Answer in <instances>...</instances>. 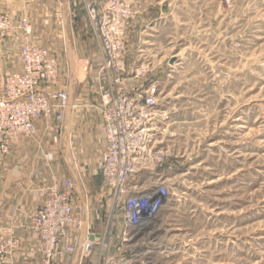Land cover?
Listing matches in <instances>:
<instances>
[{"label": "rangeland", "instance_id": "374dc122", "mask_svg": "<svg viewBox=\"0 0 264 264\" xmlns=\"http://www.w3.org/2000/svg\"><path fill=\"white\" fill-rule=\"evenodd\" d=\"M41 1L0 0V15L22 12L18 19L28 20L36 45ZM81 1L64 4L74 59L71 102L98 146L70 149L67 158L64 118L53 157L63 175L78 174L86 211L78 192L75 210L84 232L86 214L105 229L108 197L96 152L102 140L95 87L105 77L103 58L86 31ZM129 1L134 15L125 26L120 79L128 91L156 86L160 108L169 113L160 143L168 156L136 183L142 191L163 183L168 194L148 224L126 228L127 240L117 219L110 254L130 264H264V0ZM61 3L43 0L48 24L42 38L58 63L57 84L68 90ZM21 42L20 34L0 31V98L9 76L20 71Z\"/></svg>", "mask_w": 264, "mask_h": 264}, {"label": "built area", "instance_id": "2783aa9c", "mask_svg": "<svg viewBox=\"0 0 264 264\" xmlns=\"http://www.w3.org/2000/svg\"><path fill=\"white\" fill-rule=\"evenodd\" d=\"M86 17V31L101 50L104 72L103 82L95 87L104 145L99 153V171L102 191L108 197L107 219L103 236L87 232L82 245L83 257L92 256L100 248V264H130L129 258L110 254V242L117 219L127 229L148 224L159 212L168 190L160 183L145 191L131 189L137 177L153 171L168 154L161 146V136L169 120V113L160 108L157 88L153 84L130 91L123 85L120 75L124 63L120 55L124 42L125 26L134 11L129 0H82ZM0 31L20 34L22 42L18 56L20 71L11 74L6 83V94L0 98V159L11 146L22 138L35 135L38 119L52 118L54 128L61 123L68 106L66 87L58 86V63L43 46L29 41L32 26L25 17L14 20L0 15ZM48 161L52 155L46 154ZM41 204L31 214L29 228L38 239L40 258L19 264H51L63 229L79 228L81 218L76 212L75 184L70 176L61 180L51 174L49 182L40 188ZM127 228V229H126ZM93 239L89 240L88 236ZM127 237V238H125ZM20 244L18 238L9 237L0 229V264ZM74 252L75 241L65 248Z\"/></svg>", "mask_w": 264, "mask_h": 264}, {"label": "crops", "instance_id": "0c3cea01", "mask_svg": "<svg viewBox=\"0 0 264 264\" xmlns=\"http://www.w3.org/2000/svg\"><path fill=\"white\" fill-rule=\"evenodd\" d=\"M60 7L62 12V6ZM46 11V8H43L42 0L38 10L39 13H37L39 19L35 21L33 30V39L40 46H44L42 36L45 35L48 24ZM20 13L22 12L18 10H14V13L12 12L13 15L15 14L13 17L14 20L19 18ZM75 108L76 105L74 102H71V123L69 129L70 149L73 150L74 153L76 149L79 148H81V150L85 149L86 152L90 151L89 149L93 151L95 145H98H93L94 139L91 137V131L89 132V123H87L85 120L86 118L82 115H74ZM64 118L66 120V110ZM96 119L101 129L100 135L102 140L101 145L96 147L98 148L96 151L98 157L97 172L100 178L99 153L103 148L104 138L99 115H96ZM62 123L60 131H57L54 128V121L52 118H41L36 120L35 135L28 139H21L19 142L12 145L8 154L0 159V228L4 235L18 238L20 241L19 246L7 257L6 263L4 264H19L23 261H36L40 258L38 239L36 234L30 230L29 222L31 214L42 201L40 188L49 182L50 175L55 174L60 180L64 176H67L62 174V170H58L56 160L53 157L56 154L55 148L58 147L57 141L62 130ZM98 136L99 135H97V137ZM46 154L52 155L53 159L48 161L46 159ZM68 176L74 181L71 170ZM136 180L132 182V192L142 191L140 186L136 183ZM76 198L75 206L77 207ZM86 215V227L84 232H82L81 226L79 228L68 227L63 229L51 264L101 263L99 246L95 247L92 256L89 258L85 257V261L81 254L85 235L88 231L94 234H100V236L104 234V229H99L98 224L89 223L88 214ZM79 216L82 218L81 215ZM74 241V252H66V246ZM80 242V255L76 258L75 255ZM96 254L97 256H95Z\"/></svg>", "mask_w": 264, "mask_h": 264}, {"label": "water", "instance_id": "95a60500", "mask_svg": "<svg viewBox=\"0 0 264 264\" xmlns=\"http://www.w3.org/2000/svg\"><path fill=\"white\" fill-rule=\"evenodd\" d=\"M67 5L68 7V2L67 0H62L61 6H62V30H63V41H64V50H65V55H66V59L69 65V78H68V106L66 109V130L68 132V139L65 142V153L66 155L69 154L70 155V134H69V129H70V123H71V111H70V106L71 105V99L73 96V79H74V59H73V54H72V47H71V43H70V39L68 36V31H67V20H68V12H69V8L65 7V5ZM72 176L74 178L75 181V185H76V189L80 198V201L83 204L86 203V201L84 200V196L82 193V187L80 185V180L78 177V174L76 173V171L71 170ZM86 205V204H85ZM96 237H99L100 234H95ZM89 240H92L93 237L90 235L88 236ZM80 247H81V242L79 243L77 252L75 257L78 258V256L80 255Z\"/></svg>", "mask_w": 264, "mask_h": 264}, {"label": "bare ground", "instance_id": "6f19581e", "mask_svg": "<svg viewBox=\"0 0 264 264\" xmlns=\"http://www.w3.org/2000/svg\"><path fill=\"white\" fill-rule=\"evenodd\" d=\"M73 72H74V70H73ZM70 106H71V105H70ZM69 156H70V155L68 154V155H67V158H69ZM83 205H85V204H83ZM83 208H84L83 210L86 211V208H85V207H83ZM84 216H85V214H84ZM84 216H83V217H84ZM84 225H85V224L82 223V227H84Z\"/></svg>", "mask_w": 264, "mask_h": 264}]
</instances>
